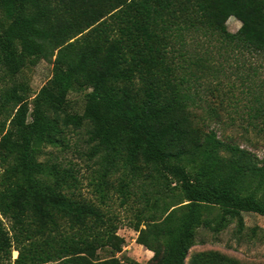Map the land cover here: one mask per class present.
I'll list each match as a JSON object with an SVG mask.
<instances>
[{
	"label": "trees",
	"instance_id": "1",
	"mask_svg": "<svg viewBox=\"0 0 264 264\" xmlns=\"http://www.w3.org/2000/svg\"><path fill=\"white\" fill-rule=\"evenodd\" d=\"M100 1L107 10L95 15L82 8L88 0H0V84L10 82L0 86V264H140L82 254L101 243L93 223L104 220L103 211L70 194L73 168L40 160L44 146L85 122L94 150L103 152V183L109 164L135 167L142 156L185 194L139 228L152 264H186L208 208L221 209L217 231L244 211L264 215V160L215 132L191 146L174 143L186 140L191 106L203 99L190 93L185 76L171 77L179 63L170 57L184 55L175 43L190 29L264 54V0ZM230 16L242 22L236 32L226 25ZM33 58L53 63L34 97L20 77ZM74 87L84 89L82 112L71 105ZM258 111L264 116V106ZM62 220L89 235L58 232ZM195 264L240 261L206 252Z\"/></svg>",
	"mask_w": 264,
	"mask_h": 264
},
{
	"label": "rangeland",
	"instance_id": "2",
	"mask_svg": "<svg viewBox=\"0 0 264 264\" xmlns=\"http://www.w3.org/2000/svg\"><path fill=\"white\" fill-rule=\"evenodd\" d=\"M88 1L89 4L82 5V8H89L95 15L107 10L100 0ZM241 24L236 16H230L226 21L231 32H236ZM175 47L184 55H179V50L175 52L176 56L170 53L171 59L179 63L171 77L185 76V84L191 87L190 93L203 99L201 106H191L187 138L176 137V146L181 147L184 142L191 146L196 140H203L204 134L215 132L219 138L248 149L263 162L264 129L260 128H264V116H260L258 110L264 106V87L260 86L264 84V54L250 50L241 52L217 35L192 29L184 31ZM52 68L53 63L49 60L33 58L23 69L20 77L29 83L33 97L50 79ZM5 84L10 82L4 81L0 86ZM70 100L72 107L82 112L84 89L74 87ZM93 144L90 124L85 122L80 128H66L63 141L44 146L40 156V160L73 168L77 180L68 189L70 194L99 206L103 211L104 220L93 223V234L101 237V243L91 253L82 254L97 261L116 258L121 263L152 264L154 252L138 242L139 228L145 227V220L152 215H160L167 206L185 200V194L175 183L170 187L168 180L142 156L137 158L135 167H125L121 162L109 164L107 183H103V152L94 150ZM120 145L124 147L125 140ZM30 166L28 164L25 168L27 180L32 178ZM220 213L218 207L208 208L204 215L206 223L196 230L195 243L186 264H195L201 253L206 252L233 257L240 264H264V215L244 211L229 218L217 231L215 226L220 221ZM4 222L9 225L5 218ZM61 226L58 232L63 234L87 236L90 233L88 229L84 232L82 228L71 227L66 220L61 221ZM18 254L14 244L13 261Z\"/></svg>",
	"mask_w": 264,
	"mask_h": 264
}]
</instances>
